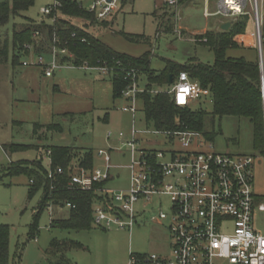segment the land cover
<instances>
[{"label": "rangeland", "instance_id": "1", "mask_svg": "<svg viewBox=\"0 0 264 264\" xmlns=\"http://www.w3.org/2000/svg\"><path fill=\"white\" fill-rule=\"evenodd\" d=\"M165 1L124 0L108 20L92 27L85 26V22L79 18L67 20L76 27L82 25L83 30L116 53L131 58H140L147 54L152 70H161L166 62L185 65L190 60H196L211 65L214 62L213 52L205 45L194 43L191 35L214 31L217 24L226 19L220 16L204 18L201 0H191L180 7L178 3L176 9L168 7ZM91 2L84 0V8L88 9ZM48 3L49 0H35L26 12L11 19L0 30V44L7 40L11 48L13 29L20 24L31 21L46 25L40 9ZM214 10L215 0H211L209 11ZM248 28L250 29V25ZM173 29L178 32H173ZM181 29L185 34H180ZM127 36L137 40L131 42ZM233 40L237 47L228 49L227 57L257 62L253 32L247 37L242 36V47L237 45L238 37ZM11 56L9 51L7 62L0 64V148L19 145L27 149L9 155L0 150V167L9 163L32 162L40 157L41 165L47 171L50 165L45 152L50 147H74L91 151L93 168L103 166L96 152L99 149L107 150L111 144L105 141L106 133L129 134L132 127L131 117L121 111L125 102L113 96L110 77H103L95 71L74 68L55 71L51 78H46L41 66L21 64L35 61V57L26 59L22 56L17 65H12ZM44 59L46 61L48 58ZM141 79L145 82L144 75ZM191 108L202 109L207 113L206 126L211 133L213 152L253 157V225L256 231L262 232L264 213L258 212L256 207L264 204V152L254 147L253 129L249 120L225 116L215 117L212 122L210 100L197 101ZM143 122L144 115L139 103L135 127L139 130L146 129ZM36 125H55L60 131L48 132L44 128H36ZM137 139L141 143L140 147L157 150H162L161 143L166 140L164 136L153 135H138ZM112 145L119 147L113 143ZM110 158L111 165L116 169L111 172L112 179L105 183L104 189L125 190L129 173L124 167L128 165L129 158L117 153H110ZM28 186L26 176L0 175V224L8 227L7 248L10 264H127L129 252L152 254L165 250L167 246L164 240L166 224L159 226L151 221V217L158 210L168 213L169 200L165 197H152L147 203L141 200L139 204L144 210L141 214L135 213V225L131 230H121L114 226L102 230L93 224L89 230L80 232L53 229L49 227L50 211L58 219L66 210L52 205L40 213L37 230H33L31 227L42 191L29 199ZM121 219L127 218L123 216ZM53 240L71 241L80 247L60 254H47ZM170 253L171 243L165 254L169 256Z\"/></svg>", "mask_w": 264, "mask_h": 264}, {"label": "built area", "instance_id": "2", "mask_svg": "<svg viewBox=\"0 0 264 264\" xmlns=\"http://www.w3.org/2000/svg\"><path fill=\"white\" fill-rule=\"evenodd\" d=\"M85 9L84 0H49L40 9L46 25L53 26L65 19L62 11L69 2L93 16L95 23H103L114 14L124 0H91ZM203 2L204 17L220 16L235 22L240 17L251 21L255 37L254 50L260 77V91L264 122V63H263V15L264 0H215V11H209L211 0ZM168 7L175 8L178 0H166ZM42 23V22H41ZM40 23V24H41ZM175 32H178L175 31ZM35 44L44 42L39 31L33 33ZM71 39L76 40L75 34ZM76 41L84 42V39ZM28 52L25 58L35 57V61L23 62V66H41L45 77L55 71L68 68L98 72L111 81L122 80L124 87L120 97L127 103L121 111L132 116V127L128 137L116 134L119 147H108L96 152L103 166L90 172L72 163L73 172L69 175L66 187L69 190L89 192L95 185L110 179V152L126 151L129 163L128 187L120 191H108L103 187L96 189L100 194L99 205L93 209V222L96 226L108 229L131 230L135 225L136 206L142 200L147 203L152 197H165L169 200L168 213L161 210L151 217L154 223H165L171 238V253L162 257L157 254L129 256L127 264H264V230L258 232L253 225L254 195L253 157L229 156L213 152L210 141L197 131L192 130H155L135 127L137 97L139 94H166L171 96L175 106L190 108L193 103L209 96L207 89L191 81L185 72L177 75L165 90H142L139 86L138 72L129 64L120 61L114 65L103 63L76 67L60 63L61 58L73 59L67 42H62L54 32L47 46L46 54L34 53L33 46L25 44ZM47 60L45 61V57ZM138 135L164 136V149H141ZM108 132L106 140L111 138ZM2 151V149L0 148ZM50 165V151L45 152ZM56 168L54 175H61ZM47 178L52 180L53 172L47 170ZM65 208H73L65 204ZM258 212L264 213V204H258ZM125 216L127 219L122 220Z\"/></svg>", "mask_w": 264, "mask_h": 264}, {"label": "trees", "instance_id": "3", "mask_svg": "<svg viewBox=\"0 0 264 264\" xmlns=\"http://www.w3.org/2000/svg\"><path fill=\"white\" fill-rule=\"evenodd\" d=\"M191 0H178L179 4L188 3ZM35 0H10L0 2V30L5 27L11 19L18 17L19 13L26 12L33 6ZM63 15L70 18H79L85 22V26H95L93 16L85 10L78 8L72 2L65 5ZM29 21V20H28ZM29 21L27 24H20L13 29L11 48L5 40L0 44V64L8 60L11 51V64L17 65L22 56L26 57L28 52L23 50L25 44L33 46L34 53L47 52L52 34L55 32L62 42H67L68 50L72 53L73 59L61 58L60 63H69L76 67L87 64L89 66L107 63L114 65L120 61L129 64L138 75H144L147 81L146 90L151 91L153 87L167 86L171 77L173 82L177 75L185 72L191 81L209 91V98L212 104L211 121L215 117L222 118L232 116L246 118L253 129V144L256 150L264 152V122L262 111V100L260 91V75L257 62H248L243 58H231L226 56L228 49L236 48L234 37L249 36L252 33L251 21L248 17H240L227 32L206 33L197 37L198 42L203 39V45L207 46L214 55V62L203 64L190 60L185 65H177L166 62L161 71L150 69L147 54L140 58H131L116 53L101 43L83 29H79L67 19H60L53 26L35 24ZM250 25V29L248 26ZM39 31L44 42L35 44L33 33ZM77 39H84V42L71 39V34ZM129 41L137 39L132 36L126 37ZM113 96L120 97V91L124 87L122 80L112 81ZM206 98V99H207ZM144 115L146 127L155 130H192L200 132L204 138L211 141V133L206 126L207 113L202 109L194 110L175 106L171 96L166 94H151L144 92L137 97ZM48 132L60 131L55 125L38 126ZM27 147L19 145H8L4 151L9 155L15 152L25 151ZM50 171L53 172L52 180L47 178V171L43 169L42 158L32 162L9 163L0 167V175L5 177L26 176L29 181L28 198H32L38 191H42V197L34 215L33 230H37V219L40 213L50 205L54 207H65L70 204L67 219L52 220L50 228L65 231H86L93 223V206L95 201L100 202L96 189L103 187L105 183L95 185L92 191L82 192L69 190L66 187L67 179L73 172L72 163L79 168L90 172L93 169V154L91 151L78 150L74 147H50ZM46 150V151H47ZM56 168H61V175H54ZM8 236L9 231L6 225L0 224V264H10L8 257ZM47 254L62 253L70 249H78L80 246L71 241H55L50 243ZM13 264V263H12Z\"/></svg>", "mask_w": 264, "mask_h": 264}, {"label": "crops", "instance_id": "4", "mask_svg": "<svg viewBox=\"0 0 264 264\" xmlns=\"http://www.w3.org/2000/svg\"><path fill=\"white\" fill-rule=\"evenodd\" d=\"M180 6H183L182 4H179V7ZM178 8V7H177ZM203 10H204V6H203ZM175 11V10H174ZM215 11V10H214ZM211 13H213V12H211ZM175 14H176V12H175ZM202 14H203V12H202ZM65 16V15H64ZM203 17H204V15H203ZM212 17V16H211ZM204 18H206V17H204ZM209 18V17H208ZM65 19H69V20H72L73 21V19L74 18H70L69 16H65ZM227 22H231V25L234 23V22H232V21H227V20H223V21H220L218 24H217V27L215 28V30L214 31H203L202 33H197V34H189V35H191V36H193L194 37V39L192 40L194 43H196V44H202L203 45V43H204V40L205 39H203L201 42H198V39H197V37H200V36H203L204 34H206V33H212V34H215V33H220V32H223V31H221L220 30V27H221V25L222 24H224V23H227ZM96 24V23H95ZM82 25H80V26H77V28H79V29H83L82 27H81ZM231 27V26H230ZM175 29V28H174ZM173 29V30H174ZM178 29V28H177ZM230 29V28H229ZM176 30H174L173 32H175ZM181 35H183V34H185V32H183V30L181 29ZM237 42V41H236ZM238 44L237 45H239V47H242V36H238V42H237ZM244 48H246V49H248L246 46L244 47ZM255 51V50H254ZM46 56V55H45ZM257 56V55H256ZM34 57V56H33ZM32 58V57H31ZM30 58V59H31ZM46 59H47V56L45 57ZM26 59H28V58H26ZM196 61V60H195ZM198 62V61H197ZM23 63V62H22ZM21 63V64H22ZM164 67H165V65H164ZM163 67V68H164ZM162 68V69H163ZM68 69H74V68H68ZM161 69V70H162ZM161 70H153V71H161ZM53 76V75H52ZM51 76V77H52ZM51 77H49V78H51ZM141 77H142V75H140L139 76V86H140V88L142 89V90H146V86H147V81H146V78H145V82H143L142 81V79H141ZM47 78V77H46ZM171 83H172V81H171ZM168 85H170L169 83H168ZM167 85V86H168ZM167 86H165V87H153V90H165L166 88H167ZM119 98H121V97H119ZM122 99V98H121ZM125 103L123 104V107L124 106H126L127 105V103H126V101L124 100V99H122ZM207 100H209V98H207V99H201V100H199V101H207ZM197 102V101H196ZM138 104H139V101H137V111H138ZM124 113V112H123ZM125 114H128V113H125ZM130 117H131V121H132V116L130 115V114H128ZM135 121H136V116H135ZM143 126L144 127H146V125H145V123L143 122ZM108 133V132H107ZM107 133H106V135H107ZM111 133V138L109 139V140H106V135H105V141L106 142H109V143H111L108 147H110V146H112V147H114V145H112V143L113 144H117V138H116V134H113L112 132H110ZM126 135V137H128V135L129 134H125ZM164 143L165 142H163V143H161V145L163 146L161 149H164ZM141 144V143H140ZM3 148V147H2ZM1 148V149H2ZM141 149H146V148H142V147H140ZM2 151L5 153V155H7V153L4 151V149H2ZM110 153H117V152H110ZM117 154H119L120 156H122V155H127L128 156V158H129V155H128V153L126 152V151H123V152H121V153H117ZM113 166V165H112ZM126 167V166H125ZM124 167V168H125ZM94 169V168H93ZM116 169V167L114 166V168H112L111 170H110V179L109 180H111L112 179V175H111V172L113 171V170H115ZM126 169V168H125ZM127 170V169H126ZM128 171V170H127ZM129 173V172H128ZM108 182V181H107ZM128 182H129V179H128ZM128 187V186H127ZM103 188H105V185L103 186ZM97 194V193H96ZM98 195V197L100 198V194H97ZM94 205H96V206H98L99 205V202L96 200L95 201V203H94ZM51 206V205H50ZM96 206H93V209H94V207H96ZM54 207V206H53ZM57 208H59V209H63V210H66V212H64V214H62V217L61 218H58V219H67L68 218V215H69V209H67V208H65V207H63V208H60V207H57ZM143 207H140V204H138L137 206H136V213H137V215L138 214H141L142 212H143ZM53 213H52V211H50V220H49V227H50V222L52 221V220H58V219H55L54 217H53V215H52ZM53 218H52V217ZM95 227H98V226H96L95 224H94V222L92 223ZM157 225H159V226H163L164 224L163 223H160V224H158V223H156ZM98 228H100V229H102V230H104V228H101V227H98ZM165 228H166V236L164 237L165 239V244H167V246L165 247V250H159V252H157V253H155L154 252V254H157V255H159V256H162V257H166L168 254H165V253H167V247L168 246H170V243H171V238H170V235H169V232H168V230H167V226L165 225ZM169 237H168V236ZM131 254H134V253H130L129 252V256L131 255ZM145 254V253H144ZM144 254H142V253H137V254H134V255H144Z\"/></svg>", "mask_w": 264, "mask_h": 264}, {"label": "water", "instance_id": "5", "mask_svg": "<svg viewBox=\"0 0 264 264\" xmlns=\"http://www.w3.org/2000/svg\"><path fill=\"white\" fill-rule=\"evenodd\" d=\"M230 26H231V22L224 23L221 25L220 30L223 32H227L229 30ZM169 84H171V77L169 80Z\"/></svg>", "mask_w": 264, "mask_h": 264}]
</instances>
